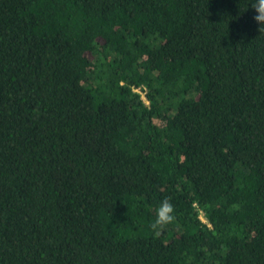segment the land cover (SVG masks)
<instances>
[{
	"label": "trees",
	"instance_id": "1",
	"mask_svg": "<svg viewBox=\"0 0 264 264\" xmlns=\"http://www.w3.org/2000/svg\"><path fill=\"white\" fill-rule=\"evenodd\" d=\"M255 3L0 0V264H264Z\"/></svg>",
	"mask_w": 264,
	"mask_h": 264
},
{
	"label": "clouds",
	"instance_id": "2",
	"mask_svg": "<svg viewBox=\"0 0 264 264\" xmlns=\"http://www.w3.org/2000/svg\"><path fill=\"white\" fill-rule=\"evenodd\" d=\"M253 9L256 13L254 17L256 22L258 24L264 23V0H256ZM173 212V205L167 199L161 201L158 208L156 209V219L152 226L157 227L170 223L174 219Z\"/></svg>",
	"mask_w": 264,
	"mask_h": 264
},
{
	"label": "built area",
	"instance_id": "3",
	"mask_svg": "<svg viewBox=\"0 0 264 264\" xmlns=\"http://www.w3.org/2000/svg\"><path fill=\"white\" fill-rule=\"evenodd\" d=\"M144 96V95H143ZM145 98V97H144ZM203 216V215H202Z\"/></svg>",
	"mask_w": 264,
	"mask_h": 264
}]
</instances>
